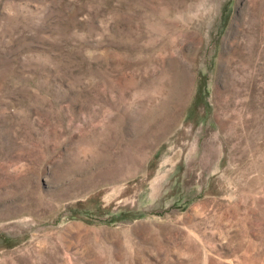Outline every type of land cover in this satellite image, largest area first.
<instances>
[{
    "label": "rangeland",
    "instance_id": "obj_1",
    "mask_svg": "<svg viewBox=\"0 0 264 264\" xmlns=\"http://www.w3.org/2000/svg\"><path fill=\"white\" fill-rule=\"evenodd\" d=\"M0 264H264V0H0Z\"/></svg>",
    "mask_w": 264,
    "mask_h": 264
}]
</instances>
